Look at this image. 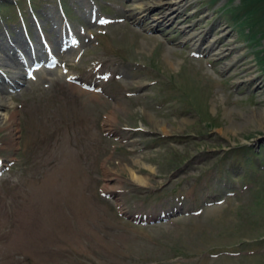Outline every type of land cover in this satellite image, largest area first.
<instances>
[{
    "label": "rangeland",
    "instance_id": "1",
    "mask_svg": "<svg viewBox=\"0 0 264 264\" xmlns=\"http://www.w3.org/2000/svg\"><path fill=\"white\" fill-rule=\"evenodd\" d=\"M30 1L0 0L3 49L21 18L32 43V21L55 39L57 0ZM60 1L79 42L64 77L3 93L0 264H264V0H184L157 26L149 0ZM183 26L233 49L207 55Z\"/></svg>",
    "mask_w": 264,
    "mask_h": 264
},
{
    "label": "bare ground",
    "instance_id": "2",
    "mask_svg": "<svg viewBox=\"0 0 264 264\" xmlns=\"http://www.w3.org/2000/svg\"><path fill=\"white\" fill-rule=\"evenodd\" d=\"M128 2H129V0H128ZM152 6H157L160 9H162L161 11L158 12L159 15L157 17L156 16L155 17L154 16L149 17L151 20V24L153 26H157L161 23H165L167 20L171 21V23L174 21L177 23H180L181 21L179 18H180V12L181 11H177L176 10L177 8H174V6H178V7L180 6L182 8V10H184L188 6V4H186L184 2V0H157V1L156 0H149V1H142L138 6L136 5V7L138 8V12H140V13L147 11V9H149ZM181 31L183 33H185V40L184 41L189 42L191 44V47H195V48H199V49L202 48L201 50L205 51L207 55H215L217 59H221V58L225 57L233 49L231 47L224 48V49L223 48L220 49V48L216 47L217 42L220 43L221 40L225 41V39L227 38L224 36L225 32H224V35L220 33L219 37L209 38L208 34H205L204 37L200 38V36H198V33L190 32L189 28L187 26H183L181 28ZM220 32H221V30H220ZM14 41L16 44L19 43L16 40H14ZM200 42H203V44H204L203 47L199 45ZM15 43H12L9 45L12 51H16V47L14 45ZM0 46H1V48H0V54H1V51L4 50L2 48L1 42H0ZM73 52L74 51L72 50V51H70V53H63L60 56L67 54L66 58H68L67 56H71L72 55L71 53H73ZM237 62L238 61L236 58H232V59H230L229 62H226L223 64L221 70L225 71V70L229 69L230 67L236 66L238 64ZM0 66H9L11 68V70L8 71L11 75V77H10L11 81L17 82L18 79L23 78V73H22V71L19 70V63H17L16 61L11 60L10 58L7 59V57H6V59H3L0 55ZM54 68H48L50 70L45 71V72H49L51 75H54L53 79H59L60 76L64 77V76H62V74L59 70H55ZM40 77L43 78V74H41ZM244 81H247V80H244ZM248 81H250V80H248ZM23 83H25V82H23ZM2 94L3 93L0 90V127L12 128L15 124L16 113L14 111L11 112L12 110L10 112H5V111H3V109H5L6 107H10L13 102H11L12 100L10 97H8L6 95H2ZM149 118H150L149 121L156 123L155 117L150 116ZM114 119H116V118H114V114L112 112H110L105 118L104 127H107V129H108L110 126H112V122L114 121ZM161 132H164V131L162 130ZM149 169H151V168H149ZM128 170L130 173L129 179L131 180L132 183H134L138 186H144L146 184V180L144 178H142L141 176L134 173L130 168H128ZM108 177H110V175ZM115 189H119L118 181H116L115 179H107L106 185L104 186L105 192L112 193Z\"/></svg>",
    "mask_w": 264,
    "mask_h": 264
}]
</instances>
